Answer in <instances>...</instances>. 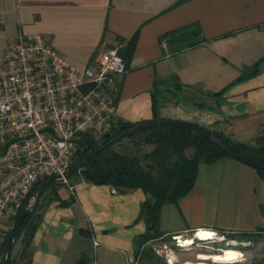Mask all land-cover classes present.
Masks as SVG:
<instances>
[{
  "label": "crops",
  "instance_id": "obj_1",
  "mask_svg": "<svg viewBox=\"0 0 264 264\" xmlns=\"http://www.w3.org/2000/svg\"><path fill=\"white\" fill-rule=\"evenodd\" d=\"M193 23L204 38L199 45L171 52L159 41L163 33ZM18 32L42 34L81 68L100 44L123 43L127 71L116 79V124L177 120L251 146L264 124V0H0V69ZM258 63L257 73L239 79ZM55 183L59 200L50 189L41 200L29 264L137 259L136 240L146 231L138 218L147 198L142 188L113 194L110 185L79 181L71 193ZM71 196L74 201L60 204ZM160 215L163 235L262 228L264 180L231 157L201 164L191 190L164 204ZM20 249L17 242L13 256Z\"/></svg>",
  "mask_w": 264,
  "mask_h": 264
},
{
  "label": "built area",
  "instance_id": "obj_2",
  "mask_svg": "<svg viewBox=\"0 0 264 264\" xmlns=\"http://www.w3.org/2000/svg\"><path fill=\"white\" fill-rule=\"evenodd\" d=\"M122 47L121 42L100 44L89 66L81 68L68 63L42 34L18 32L8 43L0 69V229L11 230L17 214L34 203L42 181L63 177L77 158L83 135L113 134L116 79L127 71L119 55ZM64 178L61 183L73 193ZM201 229L189 232L194 242L225 237L211 230L212 238L198 240ZM130 264H139L138 256Z\"/></svg>",
  "mask_w": 264,
  "mask_h": 264
},
{
  "label": "trees",
  "instance_id": "obj_3",
  "mask_svg": "<svg viewBox=\"0 0 264 264\" xmlns=\"http://www.w3.org/2000/svg\"><path fill=\"white\" fill-rule=\"evenodd\" d=\"M184 1V0H180ZM198 24L193 23L163 33L160 35L159 41L164 42L171 52L181 51L186 48H191L199 45L204 41L201 36ZM119 55L123 57L122 50ZM264 60V59H263ZM125 62V61H124ZM261 62V61H260ZM259 62V63H260ZM259 63L256 64L251 70L245 71L239 79L246 78L250 75L257 73ZM127 64V63H126ZM152 110L155 113L158 109V104L152 96ZM130 123H117L112 130V133L120 126V132L125 131L130 127ZM220 137L221 140L228 143L237 152L248 156L258 162L264 163V124L259 130L256 137L254 146L244 145V143L235 141L231 136L222 132L213 131ZM141 136L140 140L144 144L153 146L151 150L143 153L141 157L133 156L129 153H122L114 149V145L122 138H133L135 135ZM107 135L105 138L109 137ZM105 138H96L92 135H83L78 141V154L79 155L91 152L94 146ZM111 143L106 149H103L94 158L89 159L88 163L75 171L68 181L71 185L74 182L85 181L96 185H110L118 189V191L126 192L136 188H142L147 194L144 203L141 204L139 219H143L146 225V231L137 237L136 247L139 248L147 245L148 242L157 238H165L166 236H176L177 234L163 235L159 229L160 211L164 204L175 203L180 197L185 195L195 182L199 165L210 164L219 159L230 157L227 155L216 143L202 138L201 135L181 127L173 126H155L137 130L133 134H128ZM264 180V170L255 169ZM70 179H73L72 181ZM56 183L48 185L41 195L38 207L25 217V221L15 236L14 245L20 243V251L13 256L10 264L16 263V259L21 260L22 264H29L31 257V240L35 230L39 224L40 214L39 208L41 200L48 190L52 189ZM53 192V199H58L59 196ZM74 201L71 196L69 200L64 202L60 200L61 205H68ZM20 212L15 217L18 218ZM14 221V222H15ZM10 229L5 231L2 241H0V264L3 263L4 249L6 240L9 235ZM1 233V229H0ZM231 240L245 241L250 244L258 242L264 243L263 228L258 227L253 231H235L223 232ZM179 235V234H178ZM177 235V236H178ZM14 248V246H13ZM17 256V257H16ZM143 259H153L150 255V249L144 250L142 253ZM80 263V262H79ZM142 264V263H141ZM228 264H247L246 262H233ZM249 264H264V257L253 259Z\"/></svg>",
  "mask_w": 264,
  "mask_h": 264
},
{
  "label": "rangeland",
  "instance_id": "obj_4",
  "mask_svg": "<svg viewBox=\"0 0 264 264\" xmlns=\"http://www.w3.org/2000/svg\"><path fill=\"white\" fill-rule=\"evenodd\" d=\"M141 136L135 135L133 138H122L119 143L117 142L113 147L115 150L122 153H129L137 157L152 149L153 146L147 145L140 140ZM71 181L73 179H70ZM69 182V181H68ZM70 184V183H69ZM55 188L49 190L48 193L53 194ZM263 233L264 235V227ZM223 240L216 241H193L194 243L188 248L178 247V242L173 236H166L165 238H157L148 242L147 245H143L139 248L138 260L139 263L149 264H185L186 262L197 263V262H212L215 257L228 256L231 252H238L242 257L237 262H246L249 264L253 259H259L264 257V243L258 242L256 244H250L245 241L231 240L226 236ZM190 233L183 237V239H190ZM178 239V238H177ZM180 239V240H179ZM179 244L181 238L179 237ZM188 241V240H187ZM185 242V241H183ZM150 249V255L153 259H143L142 253L144 250ZM175 261H172V258ZM228 264V263H222Z\"/></svg>",
  "mask_w": 264,
  "mask_h": 264
},
{
  "label": "water",
  "instance_id": "obj_5",
  "mask_svg": "<svg viewBox=\"0 0 264 264\" xmlns=\"http://www.w3.org/2000/svg\"><path fill=\"white\" fill-rule=\"evenodd\" d=\"M155 126H173V127H181L185 128L187 130H191L192 132H195L202 136V138H206L213 143H216V146H219L227 155H229L231 158H234L236 160L241 161L244 163V165H248L254 169H262L264 170V163L258 162L254 159L249 158L248 156H244L243 154L237 152L232 147L228 145V143L224 142L220 139L218 135H216L213 130L201 127L196 124L187 123L183 121H177V120H167V119H159V120H150V121H143L135 124H131L128 129H126L123 132H120L122 126L117 128L113 134H111L109 137L105 138V140H101L97 145L94 146V149L91 152H87L84 154H81L78 156V158L75 159V161L69 166V168L65 171L63 177L64 179H68L75 171H79L82 167H84L88 160L94 158L96 155H98L103 149H106L107 146H109L111 143L115 141H119L120 138L127 136L128 134H133V132L148 128V127H155ZM60 175H52L51 178H47L44 181H42L37 188L35 189V201L30 206H24L21 213L19 214L17 221L14 222L13 226L11 227V230L9 232V235L6 240V245L4 249V257H3V263L2 264H10L12 259V253H13V246H14V240L15 236L17 235V231L19 227L21 226L22 222L25 221V217L31 213L36 207H38V204L41 199V195L45 188L48 185H51V183L54 182H61L63 179Z\"/></svg>",
  "mask_w": 264,
  "mask_h": 264
},
{
  "label": "bare ground",
  "instance_id": "obj_6",
  "mask_svg": "<svg viewBox=\"0 0 264 264\" xmlns=\"http://www.w3.org/2000/svg\"><path fill=\"white\" fill-rule=\"evenodd\" d=\"M205 229H201L198 234H197V239L198 240H206V239H210L212 238V235H213V231H210V232H207V231H203ZM209 231V230H208ZM179 237L181 238V240L183 239V237L181 236H178V237H175V239H179ZM177 239V242H179V240ZM221 240H223V238H220ZM188 240V241H187ZM185 241V242H183ZM183 241H180L181 243L178 244V247L181 246V247H185V248H188L189 246H191L194 242L193 239H186V240H183ZM241 255L238 253V252H231L228 256H219V257H215L213 260H211L212 262L210 263H205V262H197V263H190V262H186L185 264H222V263H237V261H239L241 259ZM176 259L173 257L172 258V261H175Z\"/></svg>",
  "mask_w": 264,
  "mask_h": 264
}]
</instances>
